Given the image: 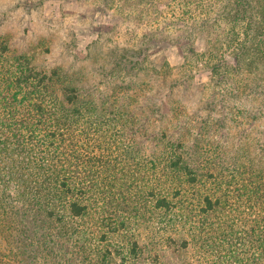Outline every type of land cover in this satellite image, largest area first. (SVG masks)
Instances as JSON below:
<instances>
[{"label":"trees","instance_id":"trees-1","mask_svg":"<svg viewBox=\"0 0 264 264\" xmlns=\"http://www.w3.org/2000/svg\"><path fill=\"white\" fill-rule=\"evenodd\" d=\"M92 1L130 41H189L182 66H153L167 99L206 70L234 121H264V0ZM22 59L0 48V264H264L262 155L178 122L146 149L132 110Z\"/></svg>","mask_w":264,"mask_h":264},{"label":"rangeland","instance_id":"rangeland-1","mask_svg":"<svg viewBox=\"0 0 264 264\" xmlns=\"http://www.w3.org/2000/svg\"><path fill=\"white\" fill-rule=\"evenodd\" d=\"M124 22L129 21L101 11L92 0H0V48L6 46L13 61L26 58L38 71L62 70L87 100L132 110L148 135L142 141L146 149L162 144L166 132L178 138L171 126L178 122L233 156L247 151L264 157V121H234L233 99L221 102L210 72L191 73V90L179 85L171 101L152 80L153 66L160 71L164 64H184L187 39L146 47L119 35L117 25ZM195 42L204 46L202 38ZM176 72V79L185 81ZM167 260L182 264L177 255Z\"/></svg>","mask_w":264,"mask_h":264}]
</instances>
